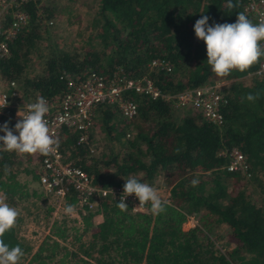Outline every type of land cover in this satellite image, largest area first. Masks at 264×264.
Returning <instances> with one entry per match:
<instances>
[{
  "label": "trees",
  "instance_id": "trees-1",
  "mask_svg": "<svg viewBox=\"0 0 264 264\" xmlns=\"http://www.w3.org/2000/svg\"><path fill=\"white\" fill-rule=\"evenodd\" d=\"M243 2L232 0L236 7L229 10L228 0H96L85 46L80 45L78 52L47 47L45 58L38 54L40 70L34 69L31 56L50 30L42 20L54 18L55 12L43 0L19 6L29 20L0 57V79L14 82L23 99L59 93L62 72L76 76L93 69L110 76L121 68L130 78L145 75L165 95L217 82L226 100L220 107L222 123L213 125L197 110L173 107L172 100L129 92L137 105L131 120L113 119L114 108L97 107L94 124L98 122L110 142L107 152L99 155L94 132L90 153L86 147H73L74 133L63 130L61 147H67L74 165L91 175L95 184L116 186L134 177L154 186L160 177L169 202L163 201V213L153 215L150 206L149 213L130 214L102 201L95 239L77 246L78 254H70L56 240L43 241L31 253L32 246L14 227L3 240L29 255L26 264H49L59 248L63 255L51 264H67L72 258V264H264V196L257 204L245 187L264 191V73L251 74L264 57L245 73L234 70L228 77H217L207 64L204 42L193 30L201 15L209 17V25L235 23ZM151 59L168 63L170 71L148 70ZM249 93L259 98L247 101ZM231 147L241 152L245 170H225L229 160L225 153ZM28 156L0 150V192L6 194L7 203L25 192L15 175ZM34 195L39 201L40 193ZM73 200L68 198L69 203ZM93 214L82 216L80 231L70 235L72 245H78L90 229ZM188 215L197 218L196 224L183 230ZM60 225H52V235L67 238L66 223ZM219 225L227 227L226 241L233 244L224 252L215 249L210 238Z\"/></svg>",
  "mask_w": 264,
  "mask_h": 264
},
{
  "label": "built area",
  "instance_id": "built-area-1",
  "mask_svg": "<svg viewBox=\"0 0 264 264\" xmlns=\"http://www.w3.org/2000/svg\"><path fill=\"white\" fill-rule=\"evenodd\" d=\"M26 1L0 0V57L7 54L8 43L28 23L29 14L19 8ZM242 12L252 18L255 24L264 22V0H244ZM42 22L45 26L52 24L51 19H43ZM146 66L148 70L170 71L169 64L163 60L151 59ZM262 73H264V61L251 74ZM59 78L63 80V89L47 97L23 99L12 81L6 84L4 90H0V105H3L7 98V107L0 109V127L7 122L14 128L19 119L17 113L20 116L27 114V106L35 103L38 98L43 97L48 103L49 112L45 119L59 146L57 151L49 156L32 155L33 158H37L36 182L40 192L39 202L47 209L48 229L55 222L58 224L69 222L80 231L84 214L88 212L100 214L102 201L116 204L123 194L124 184L110 187L95 184L91 175L74 165L72 159L68 157L67 147L60 145L63 142L62 131L66 130L75 135L73 147H86L88 152H94L91 132L99 105L112 107L122 119L131 120L137 112L136 103L128 96V93L132 92L146 95L151 99L172 100V106L178 109L197 110L206 122L213 125H219L223 121L220 107L226 100L219 92L220 83L217 82L184 89L173 95H165L145 75L130 78L121 68H116L110 76L101 75L93 69H86L76 76L62 72ZM128 136L129 134L126 133L125 138ZM225 154L229 158L224 166L226 171L245 170L243 156L237 148L231 147ZM69 197L74 199L73 203L68 202ZM160 198L164 202H169L168 192L166 196ZM124 202L130 214L149 213L150 205L135 208L139 206V201L134 195L126 197ZM68 204L75 206L72 215H66L63 211ZM184 223L192 227L196 224V220L188 215ZM66 227L68 228L67 224ZM23 239L32 241L29 236Z\"/></svg>",
  "mask_w": 264,
  "mask_h": 264
},
{
  "label": "clouds",
  "instance_id": "clouds-1",
  "mask_svg": "<svg viewBox=\"0 0 264 264\" xmlns=\"http://www.w3.org/2000/svg\"><path fill=\"white\" fill-rule=\"evenodd\" d=\"M234 7L236 5L232 0H228L227 8L231 10ZM208 21V16L201 15L195 22L193 30L197 40L204 42L207 64L217 77H228L234 70L245 73L264 57V44L261 43L264 42V22L254 24L243 12L237 13L235 23L209 25ZM258 98L259 94L252 93L245 97L250 102ZM6 99L3 105H0V109L7 107ZM48 112L47 101L40 97L35 103L27 106V114L20 116L17 113L19 119L14 128H9L8 123H4L0 127V132L4 133L0 136V150L15 152L22 156L33 154L49 156L55 153L59 145L45 119ZM5 171L7 172V167ZM192 184L195 186L197 181L193 180ZM133 195L139 201V206L135 208L150 205L153 215L165 211L164 202L156 189L134 177L125 180L123 194L119 203H116L120 211H128L124 201L126 197ZM6 201V194L0 193V264H20L24 256L21 247L17 245L10 248L3 240L5 234L15 227L19 216V211ZM63 211L66 215H72L75 206L68 204Z\"/></svg>",
  "mask_w": 264,
  "mask_h": 264
},
{
  "label": "rangeland",
  "instance_id": "rangeland-1",
  "mask_svg": "<svg viewBox=\"0 0 264 264\" xmlns=\"http://www.w3.org/2000/svg\"><path fill=\"white\" fill-rule=\"evenodd\" d=\"M43 3L52 8V10L55 12V17L51 19L52 24L48 26L50 30L48 31L42 42L38 44L36 52L33 53L31 56V63L33 64L35 70H40V66L42 63V59L40 56H38V54L41 52L42 58H45L49 52L47 50V47L49 49L56 48L57 50H74V48H77L76 52H78L80 49V45L85 46L86 37L88 36L87 23L96 8V0H43ZM89 44L92 45L93 42H90ZM249 79L250 78L246 77L244 79V82L249 83ZM5 87H7L6 83L0 79V90H4ZM118 116L120 117L117 112L113 113V119L119 118ZM93 132L94 136L97 138L99 146L98 155L100 153H106L108 148L110 147V142L105 138L104 133L99 130L98 122H96V124L93 123ZM2 134L4 135L3 132L0 133V135ZM153 184V188L156 189L157 194L160 197L167 195V188L162 186L160 177L158 179L156 178V182H154ZM245 187L246 192L249 193L248 198L251 201L259 204L260 201L258 200V198L259 196H264V191L262 193H259L258 191L253 190V188L250 187L248 184H246ZM31 202L32 201H27L26 204L24 202H19L16 203L15 206L14 204L9 203L10 206L15 207L19 211V214H22L20 215L21 218L26 213L25 211L23 212L21 208L29 207V209H32V211L29 212L31 213V215L26 222L21 224L22 222L17 220L15 225L17 232L19 225H22L19 229V236H22L23 238H27L29 236V238H32L31 242L28 241L33 247L30 251L31 253L43 241L51 242V240H56L57 242H59V246H64L70 254H78V250L76 248L77 246H85L87 245L86 242H89L90 240H92V238H95V234L92 237L93 233H91V230H89L85 234V236L89 239H86V237H84L82 239V242L84 243H81V245H72L69 240L70 235L73 234V231L77 229L74 227V224L66 222L68 226V231H65V234L67 233V238L57 239L55 236L52 235V230H54L52 229L53 226H50L48 229L46 214L47 211L44 208L45 205H42L39 201L36 200H34L35 203L33 202V205H31ZM54 224L61 226L60 223L58 224L55 222ZM187 227L191 228V225L188 224L186 228ZM227 232L228 229L226 226L219 225L216 227L214 234H212V236L210 237L213 241L215 249L219 250L220 252H224L233 247L232 243H228L226 241L225 237ZM62 255V248H59L58 251H55V256L53 257L51 263H55L56 260L61 258ZM67 257H70V255L68 254ZM28 258L29 255L24 254V256L20 260V264H26ZM66 260H69V258L65 259V261ZM72 263L73 258L71 261H67V264Z\"/></svg>",
  "mask_w": 264,
  "mask_h": 264
},
{
  "label": "crops",
  "instance_id": "crops-1",
  "mask_svg": "<svg viewBox=\"0 0 264 264\" xmlns=\"http://www.w3.org/2000/svg\"><path fill=\"white\" fill-rule=\"evenodd\" d=\"M0 136H3V134L0 135ZM28 157L29 158L27 160H25L24 162H22L21 164L18 165L19 171L17 170L16 171L17 173L15 175L16 176L15 180L20 185L21 190L25 191L23 193L25 196H23L22 193L19 194V195L17 193L15 195H13V198L10 200V202L12 204H14V206L16 205V203H19V202H24L26 204L27 201H32L31 205H33L35 203L34 202V200H35V198H34L35 195L34 194L35 193H40L39 192V186H38V184L36 182L37 181V162H36V159L33 158L32 155H29ZM167 192H168V188H167ZM26 193H27V195H26ZM28 194H29V196H28ZM21 209H22L23 212L24 211L26 212L24 214V216L22 217V221H21V218H20V221L22 222L21 224H23L24 222H26L29 219V217L31 215V213H29V212L32 211V209H29V207L28 208L24 207V208H21ZM45 210L47 211V209H45ZM20 215H22V214H19L18 217H20ZM17 220H19V218ZM101 220L102 219H101V215L100 214H93L92 217L90 218V226H89L90 229L89 230H91V233H93L92 237H93V235H94V233L96 231V226L98 225V223L101 222ZM187 225H188V223H183L181 225L182 229L183 230H187L189 228V227L186 228ZM21 226L22 225H19V228H21ZM19 232L20 231H18V236H19ZM85 234L80 239V243H79L80 245H81V243H84V242H82V239L84 237H86ZM86 239H89V238L86 237ZM94 239L92 238V240H90V241H93ZM89 242H86V244L88 245Z\"/></svg>",
  "mask_w": 264,
  "mask_h": 264
}]
</instances>
